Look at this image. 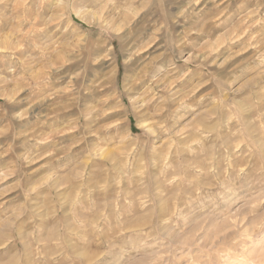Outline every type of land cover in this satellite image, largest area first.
<instances>
[{
  "label": "clouds",
  "instance_id": "obj_1",
  "mask_svg": "<svg viewBox=\"0 0 264 264\" xmlns=\"http://www.w3.org/2000/svg\"><path fill=\"white\" fill-rule=\"evenodd\" d=\"M0 264H264V0H0Z\"/></svg>",
  "mask_w": 264,
  "mask_h": 264
}]
</instances>
